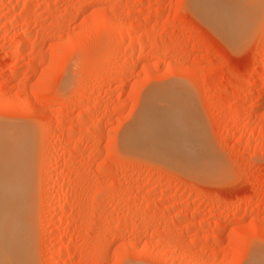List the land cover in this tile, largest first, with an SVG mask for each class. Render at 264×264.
I'll list each match as a JSON object with an SVG mask.
<instances>
[{
  "label": "rangeland",
  "instance_id": "obj_1",
  "mask_svg": "<svg viewBox=\"0 0 264 264\" xmlns=\"http://www.w3.org/2000/svg\"><path fill=\"white\" fill-rule=\"evenodd\" d=\"M189 1L0 0V122L36 140L32 264H255L264 252V4L234 47ZM171 89L205 136L206 174L124 141L149 96L165 108Z\"/></svg>",
  "mask_w": 264,
  "mask_h": 264
},
{
  "label": "bare ground",
  "instance_id": "obj_2",
  "mask_svg": "<svg viewBox=\"0 0 264 264\" xmlns=\"http://www.w3.org/2000/svg\"><path fill=\"white\" fill-rule=\"evenodd\" d=\"M258 4L263 5L264 0L189 1L192 11L234 47L251 35L256 27L257 12L255 11ZM105 19L117 32H122V28L112 19L108 16ZM171 91L172 94L168 96L175 99L172 100L171 97L170 102L168 101L171 106L165 108L160 106L161 104L156 100L157 96L154 94L149 96L147 106L143 107L145 109L129 129L124 141L127 146L131 145L139 151L143 150L151 157L181 169L194 172L199 170L200 173L209 172L212 167L214 168V160L212 161L213 157L210 155L205 136L198 127V122L193 119L189 108L182 104L181 94H178V91L175 93V89ZM5 124L0 122V126L2 125L0 127V264H32L35 256L33 249L36 248L33 246L35 243L33 240L36 241L33 224L37 215L32 213V207L34 208V204L37 203L33 196L34 184L33 187L30 186L34 181L31 178L36 174L35 171L31 174L32 168L36 170L33 164L35 132L29 125ZM212 173L214 175V172ZM62 198L63 196L58 195L54 204L61 206ZM61 223L59 226L62 225ZM256 255L254 257L259 259H252L253 263L256 259L258 263L256 261L255 264H264V252H258Z\"/></svg>",
  "mask_w": 264,
  "mask_h": 264
}]
</instances>
